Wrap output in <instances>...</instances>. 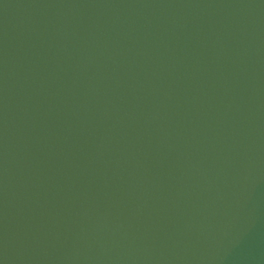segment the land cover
Masks as SVG:
<instances>
[{"label": "water", "instance_id": "obj_1", "mask_svg": "<svg viewBox=\"0 0 264 264\" xmlns=\"http://www.w3.org/2000/svg\"><path fill=\"white\" fill-rule=\"evenodd\" d=\"M0 264H264V0H0Z\"/></svg>", "mask_w": 264, "mask_h": 264}]
</instances>
